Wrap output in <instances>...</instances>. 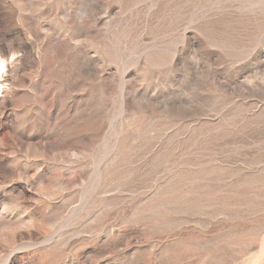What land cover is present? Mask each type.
<instances>
[{
    "label": "rangeland",
    "instance_id": "1",
    "mask_svg": "<svg viewBox=\"0 0 264 264\" xmlns=\"http://www.w3.org/2000/svg\"><path fill=\"white\" fill-rule=\"evenodd\" d=\"M0 264H264V0H0Z\"/></svg>",
    "mask_w": 264,
    "mask_h": 264
},
{
    "label": "bare ground",
    "instance_id": "2",
    "mask_svg": "<svg viewBox=\"0 0 264 264\" xmlns=\"http://www.w3.org/2000/svg\"><path fill=\"white\" fill-rule=\"evenodd\" d=\"M2 68V67H1Z\"/></svg>",
    "mask_w": 264,
    "mask_h": 264
}]
</instances>
